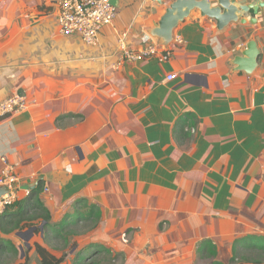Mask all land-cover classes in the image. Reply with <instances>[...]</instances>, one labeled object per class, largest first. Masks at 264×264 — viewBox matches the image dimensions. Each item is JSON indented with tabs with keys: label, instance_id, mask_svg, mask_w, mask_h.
<instances>
[{
	"label": "crops",
	"instance_id": "obj_1",
	"mask_svg": "<svg viewBox=\"0 0 264 264\" xmlns=\"http://www.w3.org/2000/svg\"><path fill=\"white\" fill-rule=\"evenodd\" d=\"M113 1V24L88 47L60 33L59 0H0V101L29 98L0 118V175L3 156L17 164L16 201L42 185L51 222L69 226L66 251L76 244L69 264L93 252L99 263L211 264L205 240L229 264L236 239H264V8L222 31L195 10L169 59L129 61L119 36L144 49L173 0ZM251 40L261 53L247 73L233 61ZM41 226L33 251L47 246Z\"/></svg>",
	"mask_w": 264,
	"mask_h": 264
},
{
	"label": "built area",
	"instance_id": "obj_2",
	"mask_svg": "<svg viewBox=\"0 0 264 264\" xmlns=\"http://www.w3.org/2000/svg\"><path fill=\"white\" fill-rule=\"evenodd\" d=\"M58 27L65 36H76L88 46H97L100 42L102 30L112 25L116 15L117 6L112 0H59ZM181 42V38H177ZM146 46L141 50H134L126 43V34L119 36L118 44L123 57L129 61L143 59L145 57L159 56L161 60L172 56V49L153 42L149 36L144 38ZM169 80L173 75L167 77ZM29 106V98L26 93H15L0 101V118L24 111ZM0 175V187H7L8 192L0 197V214L11 207L17 197L16 175L17 164L9 162L6 156ZM124 241L127 239L124 238Z\"/></svg>",
	"mask_w": 264,
	"mask_h": 264
},
{
	"label": "trees",
	"instance_id": "obj_3",
	"mask_svg": "<svg viewBox=\"0 0 264 264\" xmlns=\"http://www.w3.org/2000/svg\"><path fill=\"white\" fill-rule=\"evenodd\" d=\"M42 189V185H38L30 190L24 201H15L11 207L0 214V264H7L5 258L8 255L17 256L19 254L17 246L5 236L40 224H42L43 242L47 246L39 242L35 243V249L39 256L38 264H63L65 251L69 247L67 243L69 226L66 222L59 224L51 222L49 209L39 198ZM51 249L62 254L60 256L54 255L50 251ZM232 250L233 255L229 264H235L237 261L264 263V239L257 240L252 235L238 238L234 241ZM199 254L205 257H213L211 264H225L214 259L217 254L216 245L210 240L201 243ZM253 254L255 257H252ZM82 259V261H86L85 256ZM18 264H31L28 253L22 259L19 258Z\"/></svg>",
	"mask_w": 264,
	"mask_h": 264
},
{
	"label": "water",
	"instance_id": "obj_4",
	"mask_svg": "<svg viewBox=\"0 0 264 264\" xmlns=\"http://www.w3.org/2000/svg\"><path fill=\"white\" fill-rule=\"evenodd\" d=\"M162 2L163 0H158ZM113 4L114 1L112 0ZM260 8H264V0H252L243 2L241 0H173L167 7L165 13L159 20L158 26L149 31L151 38L161 46H168L174 40V32L178 25L190 14L199 10L202 16L213 18L216 21L217 29L222 31L233 22H246V14H257ZM256 22L255 18L250 20ZM261 50L256 41L251 40L247 48L234 59V64L239 70L251 73L258 63ZM8 192L7 187H0V197ZM42 227V226H41ZM35 227L27 231H18L17 235L24 240L26 247L31 248L29 240L33 236ZM22 249V256L24 249Z\"/></svg>",
	"mask_w": 264,
	"mask_h": 264
},
{
	"label": "rangeland",
	"instance_id": "obj_5",
	"mask_svg": "<svg viewBox=\"0 0 264 264\" xmlns=\"http://www.w3.org/2000/svg\"><path fill=\"white\" fill-rule=\"evenodd\" d=\"M27 230V229H26ZM10 238V240L17 246L18 250H19V254L17 256H13V255H8L7 258H5L7 264H18V259L20 258V256L22 255V249L20 248L21 246L23 247L24 251L27 252L26 246H25V242L22 238L16 236L14 233L10 236H8ZM39 238V234H36L31 240L30 243L33 244L32 249L29 251L28 250V255L30 257V263L33 262L35 263L34 258L31 256V254L33 252H35L34 254H36V250L33 251L34 249V242ZM75 245H72L65 253V259L63 264H69V259L71 258L70 256V250L75 248ZM120 255L118 257H113L111 255L107 256L106 259H104L103 262L99 263V257L96 256V253H91L89 254V258L86 261H81V262H76L72 260V264H123V260H124V256L123 253H119ZM252 255V254H251ZM252 257H255V254H253ZM108 259V260H107ZM207 261H205V263L202 264H206Z\"/></svg>",
	"mask_w": 264,
	"mask_h": 264
}]
</instances>
